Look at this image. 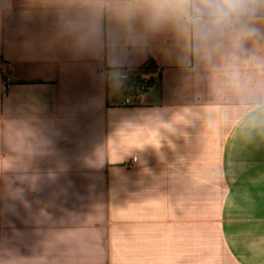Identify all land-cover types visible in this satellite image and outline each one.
Segmentation results:
<instances>
[{
    "label": "crops",
    "instance_id": "obj_1",
    "mask_svg": "<svg viewBox=\"0 0 264 264\" xmlns=\"http://www.w3.org/2000/svg\"><path fill=\"white\" fill-rule=\"evenodd\" d=\"M252 24L205 52L148 0H0V264H264Z\"/></svg>",
    "mask_w": 264,
    "mask_h": 264
},
{
    "label": "clouds",
    "instance_id": "obj_2",
    "mask_svg": "<svg viewBox=\"0 0 264 264\" xmlns=\"http://www.w3.org/2000/svg\"><path fill=\"white\" fill-rule=\"evenodd\" d=\"M157 19L174 21L197 50L211 52L227 43L240 46L254 37L252 21L264 0H148Z\"/></svg>",
    "mask_w": 264,
    "mask_h": 264
},
{
    "label": "built area",
    "instance_id": "obj_3",
    "mask_svg": "<svg viewBox=\"0 0 264 264\" xmlns=\"http://www.w3.org/2000/svg\"><path fill=\"white\" fill-rule=\"evenodd\" d=\"M3 63L0 61V71H2ZM120 80L123 83L130 85H137V89L139 91L144 90L150 83L154 82L159 77V71L155 69L151 64L144 65L137 69H124L118 68L116 69ZM8 85V78L4 77V81L2 83L1 89L5 90ZM125 103H129V97H126ZM137 164L135 158H133L129 167H133Z\"/></svg>",
    "mask_w": 264,
    "mask_h": 264
},
{
    "label": "trees",
    "instance_id": "obj_4",
    "mask_svg": "<svg viewBox=\"0 0 264 264\" xmlns=\"http://www.w3.org/2000/svg\"><path fill=\"white\" fill-rule=\"evenodd\" d=\"M136 87H137V85H133V86H132V88H136Z\"/></svg>",
    "mask_w": 264,
    "mask_h": 264
}]
</instances>
